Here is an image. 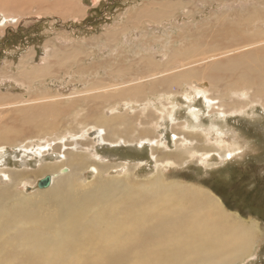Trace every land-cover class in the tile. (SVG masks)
I'll return each mask as SVG.
<instances>
[{"label":"rangeland","instance_id":"1","mask_svg":"<svg viewBox=\"0 0 264 264\" xmlns=\"http://www.w3.org/2000/svg\"><path fill=\"white\" fill-rule=\"evenodd\" d=\"M36 4H26L22 6L23 10L17 6L23 14L15 24L8 23L3 27L4 33L0 35V134L8 138L0 141V168L20 171L24 175L21 183L3 180L0 187L11 186L20 195L42 194L46 190L39 189L36 181L50 172L42 177L35 176L36 158L22 166L17 158L25 148L36 150L35 153L28 151L29 155L36 157L41 146L49 147V150L54 146L62 147L61 152L64 153L73 148L70 143L79 141L77 150L83 151L85 144L92 142L95 159L93 155L91 160H100L96 161L98 165L106 164L104 174L108 178L119 176L137 185L147 182V179L161 177L165 182L171 180L188 187L195 186L220 199L226 212L236 214L246 222L256 223L260 234L252 253L233 264H264V104L250 101L251 105L247 104L241 110L223 114L225 107L217 104L219 98L212 102L215 105L207 106L204 102L205 94L213 92V96L217 95L214 91L201 93V96L191 89L190 81L173 84L171 89L155 81L165 74L184 72L193 73L191 77L194 80L211 84L203 72L204 68L206 73L212 72L207 71V67L212 64L213 57L233 55L237 48L248 42L264 44V0H42ZM49 6L53 7L50 9ZM231 25L240 26L239 34L248 31L257 40L219 43L216 37ZM47 53H51L50 58L54 62L50 71L30 82L18 80L23 58L32 55L33 60L27 66L31 69L43 65V56ZM172 54L174 58L168 60ZM146 56L152 57V63L145 59ZM136 76L143 79L147 98L151 97L162 110L166 107L160 103V98L177 103L174 108V112L178 111L175 112L176 120H167L165 129L155 128L154 125L151 129L153 138L165 134L160 147L175 151L173 125L175 122H188L187 132L196 134L195 137L206 136L205 141L216 145L221 141L224 147L223 151H219L221 154L213 152L207 162L199 158L189 160V156L184 154L182 161L174 164L169 160L164 165L152 158L148 144H100L95 128L100 113L106 116L119 112V115L125 114L136 126L135 134H138V129H143L140 120L156 111L152 104L141 111L145 103L142 106L134 104L136 111H127L126 102L121 111L123 102L117 97L103 99L107 90V93L113 92L110 89L112 86H103L97 79H105L111 82L109 84L125 80V87H138L140 83L134 81ZM216 82L214 90L225 88L222 81ZM164 88L171 92L165 95ZM234 95L240 100L247 98L241 93ZM39 99L47 100L52 116L57 113L49 118L54 124L51 131L39 130L23 116L24 106L35 104ZM111 104L116 106L117 111ZM151 107H154L153 110ZM218 136L223 137L225 142L217 139ZM225 152L230 155H224ZM46 157L50 163L55 160L50 153ZM96 171V166L86 169L80 175L81 181L86 186L93 180L95 182L98 177Z\"/></svg>","mask_w":264,"mask_h":264},{"label":"bare ground","instance_id":"2","mask_svg":"<svg viewBox=\"0 0 264 264\" xmlns=\"http://www.w3.org/2000/svg\"><path fill=\"white\" fill-rule=\"evenodd\" d=\"M41 1L0 0L5 3L0 4V35L4 33L3 27L8 23L15 24L18 21L20 14H23L22 6L39 4ZM17 6L21 10H18ZM239 28L240 26L237 25L226 27L216 40L219 43L232 44L246 39L257 40L256 36L248 31L239 34ZM50 55L51 53H47L43 56L45 61L43 65L40 67L36 65L31 69L27 66L30 60H33L32 55L23 58L20 62L22 69L19 70L18 80L30 82L37 77H43L54 67ZM171 58H174L173 54L167 59ZM213 58L215 59L212 64L207 67V71L211 70L213 73H206L205 68L203 72L204 77L211 81L210 85L194 80L191 77L194 76L193 73L184 72L165 74L155 81L163 83L166 89H171L173 84L190 81L191 89L201 96V93L214 91L217 95L213 96V92L209 93L210 95L205 94L204 102L207 106L215 105L212 102L215 98H219L217 104L225 107L223 114L232 110H241L247 104L251 105L250 101L257 100L264 104V44L248 42L237 48L233 55L224 54L222 58L218 56ZM145 59L152 63L151 56H146ZM134 78L140 86L125 87L123 85L125 80L121 83L109 84L111 82L108 83L105 79H97V82L103 86L115 87L110 88L113 92L107 93V90L103 94V99L117 97L123 102L121 111L125 108L124 102L127 111H133L134 104L142 106L144 103L141 111H145L151 104L156 111H152L154 107H151L154 113L150 112L143 119H139L143 129H138V134H135L136 126L125 114L119 115L121 113L119 112L113 116H106L100 113L95 126L100 144L120 145L128 142L139 146L148 144L152 158L158 164L164 165L169 160L174 164L182 161L184 154L189 156V160L199 158L203 162H207L213 152L218 151L221 154L219 151L224 149L221 141L217 142L219 147H216L218 145L205 141L206 136L195 137L196 134L194 136L187 132L188 122L178 124L175 122L173 125L175 131H172V140L175 151H166L164 147H160L164 143L165 134L156 137L157 139L153 138L151 129L153 125L155 128L165 129L168 123H164L167 120L175 121L177 114L175 112L178 111L174 112V108L177 103L167 98L166 101L160 98V103L166 107V110H162V107H158L155 101L150 99L151 97L147 98L148 94H145L147 92L143 89V79H139L138 76ZM216 80L222 81L225 88L214 90ZM166 89L162 91L168 95L171 91ZM235 93L243 94L247 97L246 100L238 99L237 95L236 98ZM37 102L39 103L36 104ZM46 103L47 100L39 99L35 104L25 105L23 116L39 130L51 131L54 129V124L49 118L53 113ZM110 106L117 111L116 106L112 104ZM178 128L183 132H179ZM7 139V136L0 134V141ZM217 139L224 141L223 137L218 136ZM78 142L70 143L73 148L65 150L64 153L61 152L62 147L54 146L49 150V147L41 146L37 149L36 157L28 154V151L35 153L36 150L27 148L20 158L16 157L20 160L19 163L23 164L22 166L28 165L30 159L36 158L37 169L33 170L35 176L42 177L43 174L50 172L51 185L48 188H39L46 191L42 194L38 192V195L33 196L17 194L10 188L11 186L0 187V264H233L236 260L249 257L252 253L260 229L256 223L246 222L235 216L236 214L226 212L220 199L213 197L204 189L188 187L171 180L165 182L166 180L161 177L147 179V182L137 185L130 184L131 182L119 176L108 178L104 174L106 164L98 165L97 160H91L94 155L92 153L94 143H86L85 150L81 151L77 150ZM160 149L164 150L160 151ZM48 153L55 157L52 161L55 162L54 164L46 159ZM227 154L229 152H225L224 155ZM95 166L98 177L95 182L92 179L93 181L86 186L81 181L80 175L86 169ZM23 178L24 175L20 171L0 168V181L11 179L12 183H21Z\"/></svg>","mask_w":264,"mask_h":264},{"label":"water","instance_id":"3","mask_svg":"<svg viewBox=\"0 0 264 264\" xmlns=\"http://www.w3.org/2000/svg\"><path fill=\"white\" fill-rule=\"evenodd\" d=\"M50 185H51V176L49 174L39 179L37 183V187L41 189L48 188Z\"/></svg>","mask_w":264,"mask_h":264}]
</instances>
